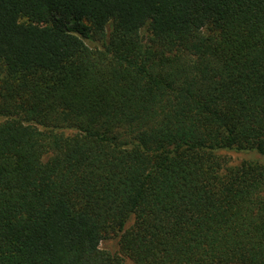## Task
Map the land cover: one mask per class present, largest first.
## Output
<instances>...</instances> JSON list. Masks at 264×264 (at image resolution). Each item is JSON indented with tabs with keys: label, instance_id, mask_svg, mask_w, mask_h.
Instances as JSON below:
<instances>
[{
	"label": "trees",
	"instance_id": "1",
	"mask_svg": "<svg viewBox=\"0 0 264 264\" xmlns=\"http://www.w3.org/2000/svg\"><path fill=\"white\" fill-rule=\"evenodd\" d=\"M0 118V264H264V0H0Z\"/></svg>",
	"mask_w": 264,
	"mask_h": 264
},
{
	"label": "rangeland",
	"instance_id": "2",
	"mask_svg": "<svg viewBox=\"0 0 264 264\" xmlns=\"http://www.w3.org/2000/svg\"><path fill=\"white\" fill-rule=\"evenodd\" d=\"M85 43L89 47H97L100 44L99 42H92V41H87V40L85 41ZM0 121H1V118H0ZM219 154L227 160L230 166H235L244 160L257 161L264 165V158L260 157L259 155L253 152L223 150V151H220ZM100 247L110 253H116L117 252V237L112 236V237H109L103 240L100 244ZM125 264H132V263L130 261H126Z\"/></svg>",
	"mask_w": 264,
	"mask_h": 264
}]
</instances>
